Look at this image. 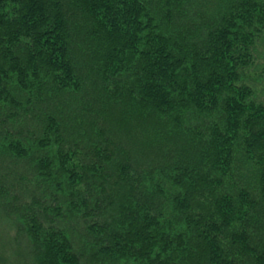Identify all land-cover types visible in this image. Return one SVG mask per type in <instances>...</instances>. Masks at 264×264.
<instances>
[{"label": "trees", "instance_id": "16d2710c", "mask_svg": "<svg viewBox=\"0 0 264 264\" xmlns=\"http://www.w3.org/2000/svg\"><path fill=\"white\" fill-rule=\"evenodd\" d=\"M0 264H264V0H0Z\"/></svg>", "mask_w": 264, "mask_h": 264}]
</instances>
